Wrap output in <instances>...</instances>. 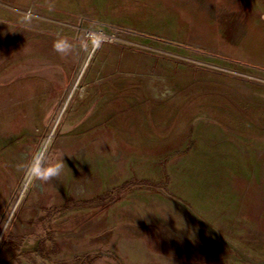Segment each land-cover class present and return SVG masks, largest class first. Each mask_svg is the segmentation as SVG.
Instances as JSON below:
<instances>
[{"label":"rangeland","instance_id":"374dc122","mask_svg":"<svg viewBox=\"0 0 264 264\" xmlns=\"http://www.w3.org/2000/svg\"><path fill=\"white\" fill-rule=\"evenodd\" d=\"M229 1H55L56 97L0 64V264H264V0Z\"/></svg>","mask_w":264,"mask_h":264},{"label":"crops","instance_id":"0c3cea01","mask_svg":"<svg viewBox=\"0 0 264 264\" xmlns=\"http://www.w3.org/2000/svg\"><path fill=\"white\" fill-rule=\"evenodd\" d=\"M5 1V0H0ZM18 2V7H22V13L24 16L13 14L10 11L5 10L0 5V32H3L1 41L3 46L0 50V64L10 66H21L27 64H45V65H56L59 66L58 73L61 75L55 78H47L44 80L41 87L47 88L48 92L38 93L43 96H54L55 92L65 87L67 81L68 72L67 66L73 65L76 62L77 55L75 53V45L77 42V33L67 27L62 30L60 35H57L56 43H52L53 31L55 25L52 28H48V21L44 18H59L62 16H73L79 14L75 13L71 9H63L64 7H57L54 4L57 0H7ZM40 2L34 6V2ZM65 1V0H58ZM75 1V0H66ZM229 6L230 1L227 0ZM30 11L33 15L28 16L26 12ZM81 12V11H80ZM29 19V20H28ZM100 20V19H99ZM84 24L85 22L82 21ZM209 31V30H208ZM207 32V31H206ZM211 33L215 34L220 39L221 35L218 36L216 30ZM21 35L20 45L18 47L12 44V36L14 34ZM19 38V39H20ZM5 43V45H4ZM230 44V42H228ZM219 48V47H218ZM9 72L11 69H7ZM14 70V69H13ZM19 70V69H18ZM45 83V84H44ZM264 140V139H263Z\"/></svg>","mask_w":264,"mask_h":264},{"label":"clouds","instance_id":"9594fccd","mask_svg":"<svg viewBox=\"0 0 264 264\" xmlns=\"http://www.w3.org/2000/svg\"><path fill=\"white\" fill-rule=\"evenodd\" d=\"M41 160H43V158H40V161H37L36 157H33L32 161L29 163L28 170L32 173L33 176H37L42 179H47L50 176H57L61 173L63 167L62 160H59L53 164H49L46 166L41 164ZM169 212H171V208L165 210L163 215H166ZM177 217L179 218V216Z\"/></svg>","mask_w":264,"mask_h":264},{"label":"built area","instance_id":"2783aa9c","mask_svg":"<svg viewBox=\"0 0 264 264\" xmlns=\"http://www.w3.org/2000/svg\"><path fill=\"white\" fill-rule=\"evenodd\" d=\"M26 13H27L28 16H32V15H33L30 11H28V12H26ZM85 31H86V30H85ZM98 34H100V35H102V36H101V37H97V36H96L97 41L100 40V39H101V40H103V39L106 40V39L108 38V37H106V36H105L104 34H102V33H98ZM109 39L112 40V39H115V37H112V38H109Z\"/></svg>","mask_w":264,"mask_h":264},{"label":"bare ground","instance_id":"6f19581e","mask_svg":"<svg viewBox=\"0 0 264 264\" xmlns=\"http://www.w3.org/2000/svg\"><path fill=\"white\" fill-rule=\"evenodd\" d=\"M93 35H96L97 37H100L98 34H94V33H93Z\"/></svg>","mask_w":264,"mask_h":264}]
</instances>
